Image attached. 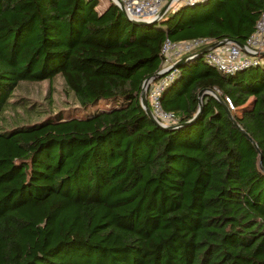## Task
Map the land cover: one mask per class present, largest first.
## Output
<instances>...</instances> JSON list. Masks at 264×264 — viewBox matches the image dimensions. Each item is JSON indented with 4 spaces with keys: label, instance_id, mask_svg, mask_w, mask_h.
<instances>
[{
    "label": "trees",
    "instance_id": "obj_1",
    "mask_svg": "<svg viewBox=\"0 0 264 264\" xmlns=\"http://www.w3.org/2000/svg\"><path fill=\"white\" fill-rule=\"evenodd\" d=\"M99 3L0 0V264H264V56L223 73L195 55L159 97L177 123L202 89L230 97L259 151L210 93L175 129L140 104L166 37L244 43L264 0H200L147 24ZM57 75L76 114L12 100Z\"/></svg>",
    "mask_w": 264,
    "mask_h": 264
},
{
    "label": "built area",
    "instance_id": "obj_2",
    "mask_svg": "<svg viewBox=\"0 0 264 264\" xmlns=\"http://www.w3.org/2000/svg\"><path fill=\"white\" fill-rule=\"evenodd\" d=\"M125 8L127 16L136 20H149L164 7L176 8L181 4H193L200 0H120ZM118 2L116 1L115 4ZM165 12V13H166ZM210 44V40L197 38L184 41H172L165 38L161 53L164 58L163 68L167 72L157 81H151L148 88L150 108L155 118L164 126L177 124L178 118L171 111H166L160 104V93L163 88L174 79L178 68L174 64L181 57L196 52L197 50ZM243 48L236 42L230 40L225 44L212 48L203 54L207 65L223 72L234 73L247 67L263 63L261 53L264 52V12L257 21L253 33L246 38ZM231 111L236 110L230 97L223 100Z\"/></svg>",
    "mask_w": 264,
    "mask_h": 264
},
{
    "label": "rangeland",
    "instance_id": "obj_3",
    "mask_svg": "<svg viewBox=\"0 0 264 264\" xmlns=\"http://www.w3.org/2000/svg\"><path fill=\"white\" fill-rule=\"evenodd\" d=\"M110 3V0H100L99 6H97V11L101 12L103 8H105ZM51 86V87H50ZM50 89V104H48V99L46 100L45 96L48 94ZM26 97L29 98L31 102L38 104V108L43 112L46 111H61L62 115L70 116L71 114H76L72 109L77 105L74 96L72 93L67 92L64 86V82L62 77L59 75L55 76L51 83L47 80L39 81V82H23L15 89L14 97L12 100L19 98V97ZM150 104V101L148 102ZM105 102H101L98 104L97 107L91 108L88 107L86 109L80 108L78 110L79 113L83 112H93L94 109H104L109 108V106L104 105ZM25 107L23 106H16V109H9L6 113V118L8 121L13 120V118H17L21 116L24 117ZM72 112V113H71ZM235 113L239 114L240 109L234 110ZM15 114V115H14ZM34 116L31 120L37 119V115L33 114ZM28 121V118L24 119ZM21 123V121H19Z\"/></svg>",
    "mask_w": 264,
    "mask_h": 264
},
{
    "label": "water",
    "instance_id": "obj_4",
    "mask_svg": "<svg viewBox=\"0 0 264 264\" xmlns=\"http://www.w3.org/2000/svg\"><path fill=\"white\" fill-rule=\"evenodd\" d=\"M114 4L115 2L117 1L118 3L116 4L124 13H125V8L123 6V3L120 1V0H111ZM167 5L164 6L157 14L154 18L152 19H149V20H136V19H133L129 16H127V14L125 13V15L127 16V18L136 23V24H147V23H152V22H155L157 21L158 19H160L166 12V9H167ZM227 41H230L229 39H223V40H219V41H215V42H212L210 44H208L207 46L197 50L196 52L194 53H191V54H187L183 57H181L180 59L177 60V62L174 64V67H178L180 66L183 62L187 61L188 59L190 58H193L195 55H203L205 52L211 50L212 48H215V47H218L220 45H223L225 44ZM234 41V40H232ZM236 42L237 44H239L242 48L244 46L243 43L241 42H238V41H234ZM261 56L263 57L264 56V52L261 53ZM167 72V70H160L158 71L156 74L146 78L144 81H143V84H142V87H141V92H140V104H141V107L143 108V110L145 111V113L147 114V116L150 118L151 121H153L156 125L162 127V128H166V129H175L179 126H182V125H186V124H189V123H192L196 118L197 116L199 115L201 109H202V97L203 95L205 94H212L215 98H217L222 104L223 106L225 107L226 111H227V114L228 116L231 118V120L233 121V123L236 125V127H238L246 136L247 138L253 143V145L255 146V148L259 151L258 147H257V144L255 143V141H253V139L241 128V126L237 123V121L233 118L232 116V113L230 112V110L228 109L227 105L225 104V102L223 101V99L219 96V94L217 92H215L214 90L212 89H202L201 91H199L198 93V109L196 111V113L194 114V116L186 121V122H183V123H177V124H173V125H168V126H164L162 125L154 116L150 106H149V103H148V99H147V88L150 84L151 81L155 80V79H158L160 77H162L165 73ZM259 165L261 166V162L259 161Z\"/></svg>",
    "mask_w": 264,
    "mask_h": 264
},
{
    "label": "crops",
    "instance_id": "obj_5",
    "mask_svg": "<svg viewBox=\"0 0 264 264\" xmlns=\"http://www.w3.org/2000/svg\"><path fill=\"white\" fill-rule=\"evenodd\" d=\"M98 6H99V5H98ZM102 10H104V8H103ZM249 100H251V99H249Z\"/></svg>",
    "mask_w": 264,
    "mask_h": 264
}]
</instances>
